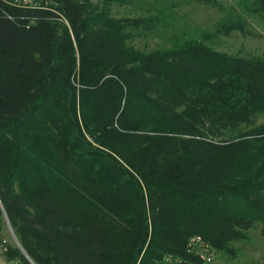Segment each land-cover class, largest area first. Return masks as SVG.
<instances>
[{
	"label": "trees",
	"instance_id": "16d2710c",
	"mask_svg": "<svg viewBox=\"0 0 264 264\" xmlns=\"http://www.w3.org/2000/svg\"><path fill=\"white\" fill-rule=\"evenodd\" d=\"M135 1L0 0V230L20 245L9 261L203 264L193 237L236 257L230 242L264 231V59L204 42L249 35L247 19L145 53L130 41L166 14L112 15ZM243 5L264 14V0Z\"/></svg>",
	"mask_w": 264,
	"mask_h": 264
},
{
	"label": "rangeland",
	"instance_id": "374dc122",
	"mask_svg": "<svg viewBox=\"0 0 264 264\" xmlns=\"http://www.w3.org/2000/svg\"><path fill=\"white\" fill-rule=\"evenodd\" d=\"M250 0H218L219 6L203 5L196 0H143L133 4L111 7L116 18L149 17L164 12L166 20L156 28L136 32L130 44L136 49L149 53L155 50L169 49L188 39L202 40L205 32H213L225 19L237 15L248 21L250 34L234 32L230 36H219L204 41L217 51L233 56L260 57L264 59V14L251 16L244 10V3ZM264 124V113L255 117V126ZM254 127V126H253ZM252 127L243 124L238 129L227 131L226 138L234 140ZM246 239L230 242L236 250V257L227 253H217L220 264H264V231L261 223H255L247 232ZM0 241L6 247H20L11 227L6 223L0 230ZM5 248L0 250V264H21L19 259L9 261L5 257Z\"/></svg>",
	"mask_w": 264,
	"mask_h": 264
},
{
	"label": "built area",
	"instance_id": "2783aa9c",
	"mask_svg": "<svg viewBox=\"0 0 264 264\" xmlns=\"http://www.w3.org/2000/svg\"><path fill=\"white\" fill-rule=\"evenodd\" d=\"M3 248H5V246L2 244V241H0V250ZM189 252L203 259V264H220L217 261V252L215 249L206 243L200 236L193 237L190 240ZM160 264H180V259L172 255H167Z\"/></svg>",
	"mask_w": 264,
	"mask_h": 264
},
{
	"label": "water",
	"instance_id": "95a60500",
	"mask_svg": "<svg viewBox=\"0 0 264 264\" xmlns=\"http://www.w3.org/2000/svg\"><path fill=\"white\" fill-rule=\"evenodd\" d=\"M13 234H14V232H13ZM14 236H15V234H14ZM15 238H16V240H17L18 244H19V241H18V239H17V237H16V236H15Z\"/></svg>",
	"mask_w": 264,
	"mask_h": 264
}]
</instances>
